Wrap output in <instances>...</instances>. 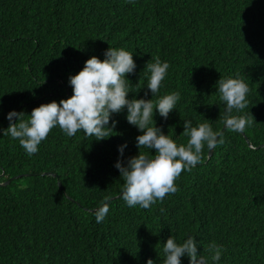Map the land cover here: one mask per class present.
<instances>
[{
	"label": "trees",
	"instance_id": "16d2710c",
	"mask_svg": "<svg viewBox=\"0 0 264 264\" xmlns=\"http://www.w3.org/2000/svg\"><path fill=\"white\" fill-rule=\"evenodd\" d=\"M109 47L133 54L127 99L180 94L167 120L154 110L164 135L186 144L184 120L223 134L181 173L179 190L147 210L119 198L114 165L138 154L143 134L126 109L110 118L109 138L57 127L33 156L3 136L10 111L30 116L70 98L68 78L93 56L103 61ZM157 57L170 67L152 98L144 70ZM220 78L250 87L248 108L233 112L253 118L243 132L224 129ZM106 197L109 212L97 224ZM171 236L178 244L194 237L208 264L213 242L223 247L215 264H264V0H0V264H163Z\"/></svg>",
	"mask_w": 264,
	"mask_h": 264
},
{
	"label": "clouds",
	"instance_id": "9594fccd",
	"mask_svg": "<svg viewBox=\"0 0 264 264\" xmlns=\"http://www.w3.org/2000/svg\"><path fill=\"white\" fill-rule=\"evenodd\" d=\"M128 2L132 3L134 0ZM103 55V61L93 56L85 62L78 74L68 78L72 88L70 98L59 103L53 101L40 105L32 110L30 116L10 111L6 117L9 126L3 130V136H10L18 141L25 153L33 156L38 152L41 142L57 127L68 137L82 132L85 137H95L96 141L109 138L116 127L114 120L109 125L110 118L126 109L128 124L135 126L143 134L136 137L138 154L127 159L126 163L118 160L114 165L123 181L119 198L129 208L138 206L147 210L158 201L163 202L167 195L175 194L179 190L175 182L181 173L191 171L201 162L205 146L211 151L218 144H223V134L220 130L214 131L206 120L197 126H192L190 120H184L182 135L187 137V142L178 145L155 126L153 115L155 110L167 120L180 100V94L173 92L155 102L153 99H127L130 83L125 77L134 73L136 68L133 54L109 47ZM169 67L159 57L154 63H147L144 71L150 75L146 88L152 98L159 92ZM216 86L219 99L225 105L222 120L224 129L243 132L253 122V118L249 113L233 115V112L235 110L239 113L248 108L246 97L250 91L249 85L240 78H220ZM125 147L126 144L118 148L121 156ZM109 203L110 200L106 197L95 210L97 224L107 216ZM162 250L166 257L163 264H181V257L185 255L189 258V264H208L204 256L197 254V241L191 236L179 244L171 236ZM207 251L215 264L221 259L223 247L213 242ZM147 264H153V260H147Z\"/></svg>",
	"mask_w": 264,
	"mask_h": 264
},
{
	"label": "water",
	"instance_id": "95a60500",
	"mask_svg": "<svg viewBox=\"0 0 264 264\" xmlns=\"http://www.w3.org/2000/svg\"><path fill=\"white\" fill-rule=\"evenodd\" d=\"M212 151V150H211ZM211 151H209V154L211 153Z\"/></svg>",
	"mask_w": 264,
	"mask_h": 264
}]
</instances>
